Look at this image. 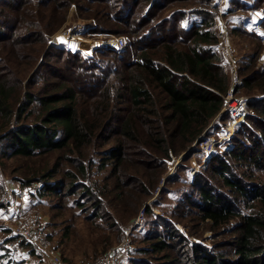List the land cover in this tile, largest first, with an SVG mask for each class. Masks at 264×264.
<instances>
[{
  "label": "trees",
  "instance_id": "16d2710c",
  "mask_svg": "<svg viewBox=\"0 0 264 264\" xmlns=\"http://www.w3.org/2000/svg\"><path fill=\"white\" fill-rule=\"evenodd\" d=\"M16 1L18 0H4L9 4L14 2L13 5L18 4ZM37 1L39 5L46 4L44 0ZM46 1L49 2L50 9L61 3V0ZM68 1L64 0L62 3ZM85 1L90 5L105 2ZM113 1L114 4L120 2L116 14L105 11L106 8L103 7L94 8L98 23L95 31L104 33L111 31L114 23L120 28L122 25L123 29L117 33L125 34L131 48L116 51L111 47H101L95 49L93 56L86 58L80 53L52 46L53 50L65 57H72L81 71L86 72L83 75L94 81L93 85L82 87L77 83L78 78L69 75L55 78L47 68L42 73L36 72L32 75V83L37 80L44 83L40 85L41 91L34 94L27 90V81L24 84L20 79L10 82L0 74V159L4 156L30 157L50 151H65L64 153L73 155L67 159L71 166L75 164L76 171L67 172L63 179L68 181L69 186L61 181L47 184L48 180L54 178L53 172L57 170V167H53L38 176L43 188L46 185V190L42 189L37 196L40 198L50 193L58 194L62 187L63 190L67 187L68 194H73L70 188L78 184L81 190L86 192L87 202L94 206L90 209L92 217L100 220L104 219L105 212L102 196L114 194L112 200L115 204L118 203V206L125 200L130 203L134 201L139 206L152 197L153 191L150 187L156 186L152 177L150 181L147 179L149 188L144 183L138 184L142 192L141 198L131 196L129 199L128 194H125V187L128 186L126 180L130 177H125L124 174L128 167L125 164L128 161L127 143L147 146L162 155L158 162L162 175L170 154L179 155L202 136H207L206 129H212V123L225 118V124L229 118L219 113L223 104L222 95L228 91L230 83L215 51L218 40L215 32L209 29L212 22L207 20L208 14L193 12L194 9L181 14L183 19L188 15L199 19L193 21L188 28L177 26L180 32H184L185 38L187 37V46L173 36V31L166 39L160 40L158 37L153 40L154 43L149 44L147 37L153 35V32L148 24L153 16H148L147 13L158 0H133L134 4L141 1L146 4V9L144 7L140 12L141 20L137 21L129 19L132 14L138 13V6L134 11L132 6L130 9V6L124 3L126 0ZM195 2L197 6L206 5L210 0ZM237 2L245 5V8H241L243 10L254 9L247 0ZM108 3H112V0H108ZM180 13L181 11L178 12ZM167 17L163 19L166 21L171 18ZM20 18L23 19V16ZM187 20H181L180 24H185ZM107 22L111 24L105 26ZM29 23L34 26L33 22ZM124 24L128 25L127 30L124 29ZM12 27L6 28L13 31L8 37H17L14 35L24 33V30ZM34 33L32 42L38 36L41 41L44 40V33ZM127 52H130L132 60L125 62L122 67L124 69L119 72L117 65ZM107 54L114 56L118 60L117 63L104 61L103 57ZM256 57L243 68L244 71L255 64ZM242 74L238 73L242 86L234 87L235 94L239 87L250 90L253 86L259 87L264 93V65L257 78L252 76V73L250 77ZM82 95L92 100L86 109L78 110ZM260 103L248 104L249 110L256 113L257 117L249 115L250 111L243 121L235 126L232 147L209 156L205 167L207 171L192 179L190 185L197 197H186L180 203L188 207L193 214L197 210L199 219L210 222L212 228H221L229 225L234 219L238 220L236 227L228 232L233 236L234 242L226 257L224 252H216L213 247H202L199 244L189 246L173 223L155 216V222L151 221V229L134 237L133 243L136 242V246L128 255L130 264H139L141 260L142 264H149L150 257L156 254H160L158 257L164 260H170L172 264H264V181L252 180L254 172L264 171V151L258 152L261 145L264 147V98L260 99ZM123 104L125 105L121 106ZM251 122L262 128L251 125ZM111 125H114L113 129ZM107 131L109 135L117 134L120 138L118 143L109 149L108 160L101 159L97 164L102 170L110 161L109 177L113 180L112 189L117 192L109 188L110 183L103 182V187L98 189V194L96 193L93 199V193L82 182L78 183L77 179L84 177L91 167H85L83 164V150ZM254 131H258V134ZM250 135L253 137V145L251 149L245 150L241 146L243 140ZM191 150H188V156L193 153ZM240 162L246 163L250 169L243 171L238 177L234 168L240 165ZM249 181L253 182L249 184ZM30 182L32 180L28 179L21 183L28 185ZM107 187L108 192H105L104 188ZM132 188L133 186L130 187ZM78 205L83 207L84 204ZM239 206L245 208L246 212ZM118 209L120 208L117 207L116 210ZM144 212L148 216L153 215L147 205ZM139 223L136 225L137 229L140 227Z\"/></svg>",
  "mask_w": 264,
  "mask_h": 264
},
{
  "label": "rangeland",
  "instance_id": "374dc122",
  "mask_svg": "<svg viewBox=\"0 0 264 264\" xmlns=\"http://www.w3.org/2000/svg\"><path fill=\"white\" fill-rule=\"evenodd\" d=\"M23 1L18 0L16 1L18 4L13 5L15 1L13 4H9L5 3L4 0H0V31L3 32H0V74L10 82L14 79H20L22 80V84H24L27 81V90L34 94H38L41 91L40 85L42 82L37 80L32 83V75L36 72L42 73L47 68H49V72L55 78L61 75H69L73 76V78H78L77 83L82 87L93 85L94 81L90 77L83 75L86 72L81 71L72 57H65L62 53L53 50L52 46L48 44V40L58 33L79 29L81 31L79 34L83 38L75 39V41L97 43L90 51L86 52L64 48L66 51L75 52L76 54L80 53L81 56L86 58L93 56L95 49L101 47H111L116 51H120L114 47V40L119 37L123 38L125 42L122 50L131 48L125 34L117 33L120 32L121 28L123 29L122 25L120 28L119 25L114 23L112 30L104 33L95 31L98 23L94 8L103 7L106 8L105 11L107 10V12L116 14L119 10L120 2L114 4L113 0L112 3H108V0H105V2L99 5L94 3L90 5L85 0H69L68 3H62L64 0H61L60 4H56V6L50 9L49 2L46 0L43 1L46 4L41 5L38 4L37 0ZM247 1L251 2L249 4L252 5L253 10L241 9L245 8V5L237 2V0H210L208 4H200L198 6L195 0L184 2L180 0H158L147 13L148 16H153L148 24L152 27L153 35L147 37L149 40L147 43H154L158 37L160 40L166 39L168 35L171 36V31H173V36L177 37L180 43L187 46L189 41L187 37L185 38L184 32L178 30V27L188 28L193 21H198L199 19L190 17L191 15L183 19L181 14L189 9H194L193 12L198 11V13L206 12L208 14L207 20L210 19L212 22V27L209 29L215 32L218 40L216 49L214 46L212 48L215 49L228 75L229 89L231 86H235V81L238 83L236 86L240 85L241 87V78L238 76V73L242 74L241 71L254 56H257L254 61L255 64L250 65L249 70H243L242 76L250 77L252 73V76L257 78L258 73H261L264 65V0ZM124 3L128 7L130 6V9L132 6V10L134 11L137 6L139 7L137 8L138 13L132 14L129 20H141L140 12H142L144 7L146 9L145 2L141 1L134 4L133 0H126ZM109 4L112 6H109ZM132 10L131 12H133ZM179 11H181L180 14H178ZM21 16H23V19L20 18ZM167 16H171V18L165 21L163 18ZM161 18L163 19L162 21L155 23ZM188 18L189 20H187ZM28 20L34 23L33 27L32 23H29L30 21ZM181 20L182 22L187 20V22L181 25ZM106 24L105 26H109L111 23L107 22ZM12 26L18 27L19 29L17 30H24V33L14 35L17 37H8V34L13 31L6 30V28H13ZM127 27L128 25L124 24L125 30L128 29ZM3 30L6 31L4 32ZM177 30L179 31L178 34H176ZM34 31L44 33V40L42 39L41 41L38 36L32 42V38L35 37ZM75 41L73 40V43ZM103 58L104 61H111L113 64L118 61L110 54H107ZM128 60H132L130 52H127L119 60L120 64L117 65L119 72L124 69L122 67ZM42 77L41 74L40 78ZM240 87L237 94L233 91L234 96H246L250 98L251 102H256L258 105L261 104L260 99L264 98V93L260 91L259 87L253 86L250 90ZM91 100V98L83 97L82 95L79 99L78 110L86 109ZM160 101L162 102L163 100L161 99ZM116 108L118 107L116 106ZM221 115L227 114L222 113ZM249 115L257 117V114L252 111ZM224 121L225 118L224 120L216 121L214 124L212 123V129H206L207 136L216 139L221 136L226 124V122L224 124ZM250 124L255 127L259 126L254 122ZM111 127L113 129L114 125H111ZM254 132L258 134V131ZM233 135L231 138L222 140L216 144L214 146V154L215 152L222 153L231 148L234 143L232 139ZM119 138L117 134L109 135L107 131L101 137H97L91 146L83 150V164H85V167H91L85 176L79 177L77 181L78 183L82 182V184L89 188L93 193V199L95 198L94 195L98 194V189L103 187V182L110 183L109 188L114 191L112 189L113 180L109 177L110 166L108 164L110 161L107 162V165L102 170H100L97 162L101 159L108 160L107 154L109 149L118 143ZM252 138V135H250L249 138L244 139L241 147L245 150L251 149L253 145ZM194 143L179 155L170 154L169 160L164 164L165 171L162 175H160L161 166L158 164L162 155L147 146L127 143L126 152L128 153V161L125 164L128 167L124 174L125 177H130L126 180L128 186L125 187V194H128L129 199L132 198L131 196L141 198L142 192L139 190L138 184L144 183L149 188L147 179L149 180L152 177L156 182V186L150 187L153 191L152 197L145 200V203L139 206L134 201L130 203L127 200H123L124 203L121 202L118 206V203L115 204V201L112 200L114 194H107L106 197L102 196V205L105 212L104 219L101 220L92 217L90 209L94 206L90 205V202H87L86 192L81 190L78 184L70 188L73 194H68V181H63V179H65L67 172H75L76 167L75 164L71 166L67 159L73 155L64 153L65 151L43 152L30 157H1L0 196L5 191L15 188L17 183L20 186H26V184H22L21 182L31 179L32 182L30 184H36L38 187L35 189L34 195L28 200V204L23 211V216L21 214L19 218L25 219L31 214L38 215L44 224V229L49 239L53 243L52 245L55 247V251L58 255H61L62 259L65 258L67 261L63 260L68 264H87L91 260L119 246L124 237L127 239V243L125 247L118 248V261L116 264H130L128 255L136 246V242L133 243L134 237L140 232L150 230L152 227L151 221L155 222L156 220L155 216L173 223L175 229L183 234L188 245L192 243L207 248L213 247L216 252H224L226 257L227 251L234 242L233 236H230L228 232L236 227L238 220L234 219L229 225L227 224L221 228H212L210 222L199 219V216L196 214L197 210L193 214L192 211L188 210V207L180 204L186 197H197L190 183L195 176L198 174L201 176L203 171H207L205 167L209 156L201 154ZM190 149H192L193 153L188 156V150ZM260 151H264L262 145L258 152ZM145 152H148V154ZM53 167H57V170L53 172L54 178L48 180L47 184L53 181H61L67 187L64 190L62 187L58 194L50 193L39 198L37 195L42 189L46 190V185L43 188V184L39 181L38 176L43 174L44 170ZM249 169L246 163H241L234 168V171L239 177L243 171ZM156 172L157 174H155ZM253 179L255 181H264V171L254 172ZM251 182L253 181H249L248 183L251 184ZM132 186L133 188L130 189ZM104 189L105 192H108V187ZM222 190L224 189L222 188ZM78 203L84 204L83 207H80ZM146 205L150 207L153 215L148 216L145 214L144 208ZM117 207L120 209L116 210ZM239 207L243 212H246L245 208ZM7 213V209L0 203V264H47L29 244H25L13 236L9 227L14 222L4 223L12 220L6 217ZM137 218H141L138 229L136 227L138 224H135ZM159 255H152L149 264H172L170 260L158 257ZM139 264H142V260Z\"/></svg>",
  "mask_w": 264,
  "mask_h": 264
},
{
  "label": "built area",
  "instance_id": "2783aa9c",
  "mask_svg": "<svg viewBox=\"0 0 264 264\" xmlns=\"http://www.w3.org/2000/svg\"><path fill=\"white\" fill-rule=\"evenodd\" d=\"M79 33H81L79 29H72L58 33L48 40V44L51 46L74 50L75 48L68 47L67 43L71 38H83ZM124 43L123 38H116L114 40V47L121 51ZM236 84L238 85L237 81H235V86ZM235 86H231L230 89L228 88V91L222 95L223 104L219 113H225L229 116L222 135L217 139L202 136L197 143H194L198 148V151L203 155H213L214 146L222 140L231 138L234 133L235 126L242 122L244 116L250 111L248 109V104L251 102L250 98L246 96H234L233 89ZM37 187L38 186L36 184L20 186V184L17 183L15 188L10 191H5L4 194L0 196V203L4 205L8 212L6 217L12 219L11 221L4 223L14 222L9 227L13 236L23 241L25 244H29L34 251L38 252L47 264H68L55 251V247L52 245L53 243L49 239V236L44 229V224L38 215L31 214L28 218H19L21 214L23 216L25 206L28 204L30 197L34 195V191ZM140 219L137 218L135 224H138ZM126 243L127 239L124 237L122 238L119 246L109 250L102 256L91 260L87 264H116L118 261V248L125 247ZM192 245V243H189V246Z\"/></svg>",
  "mask_w": 264,
  "mask_h": 264
},
{
  "label": "bare ground",
  "instance_id": "6f19581e",
  "mask_svg": "<svg viewBox=\"0 0 264 264\" xmlns=\"http://www.w3.org/2000/svg\"><path fill=\"white\" fill-rule=\"evenodd\" d=\"M73 40L75 41L74 38H71L68 43H67V46L68 47H73L75 48L76 50H79V51H90L97 43H84L83 41H80V40H76L75 43H73ZM83 42V43H82ZM89 54V53H88Z\"/></svg>",
  "mask_w": 264,
  "mask_h": 264
}]
</instances>
